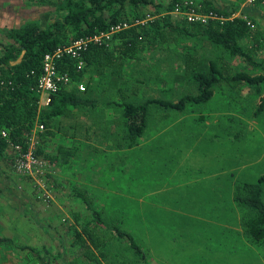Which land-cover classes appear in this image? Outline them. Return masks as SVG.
<instances>
[{"label":"rangeland","instance_id":"rangeland-1","mask_svg":"<svg viewBox=\"0 0 264 264\" xmlns=\"http://www.w3.org/2000/svg\"><path fill=\"white\" fill-rule=\"evenodd\" d=\"M152 1L160 7L147 5L143 8V16L164 14L167 0ZM210 1L219 8L234 6V9H241L240 14L251 22L252 27L246 26L238 45L253 62L264 66V0L243 6H240L242 0ZM50 10L51 6L42 0H0V42L4 41L8 27L25 21L34 22L40 13ZM154 10H158L157 14L152 13ZM170 16L172 24L182 20L178 15ZM170 38L166 33L165 39L158 41L154 48L144 47L135 58L126 60L115 84L109 72L105 70L95 78L91 68L84 70L78 83L65 86L72 89L80 84L83 87L79 92L81 95L100 100L116 99L133 104L145 98L175 101L182 95L197 93L195 83L177 77L183 71L185 51L217 62L224 61L232 72L250 75L261 72L260 67L252 66L244 55H232L228 50L204 41L201 36ZM86 71L89 72L82 77ZM240 89L236 92L226 86H216L209 100L187 105L178 114L164 107H149L145 130L166 126L168 135L174 133L170 143L181 147L180 153L175 152L179 165H170L160 176L157 175L158 163H149L146 168L148 157L144 151L139 155L141 166L133 170L132 180H127L124 175L127 167L123 161L116 163L115 170L109 168L112 169L109 171L104 166L97 170V159H102L97 155H87L80 152L79 147H74L70 149L71 154L59 156L57 146L65 147V143L53 138V133L48 138L43 131L36 134L40 149L38 156L44 163L41 173L30 177L18 172L13 162L0 161L3 235L10 237L16 246L29 245L39 249L40 254L45 248L48 254L44 260L48 264H92L82 258L74 261L71 253L73 230H78L80 224L90 219L81 193H75V188H78L82 190V196L88 198L90 207L101 211L100 215L106 222L117 216V207L111 205L117 201L124 210L123 218L119 220L120 227L135 236L144 254V264H264V237L256 240L245 236L239 224L240 210L230 197L226 198L234 184L243 181L253 183L264 174V109L254 113L259 97L264 95V87L259 93L252 87ZM119 108L121 110V106ZM76 109L79 114V108ZM167 110L168 116L160 119V114ZM66 119L68 122L70 118ZM57 125L60 127L59 122ZM161 139L158 135L157 145L161 144ZM188 140L201 142L193 144ZM6 152L11 153L9 148ZM53 156H57L56 161H49ZM155 159L158 160V156ZM86 162H91L89 169ZM193 162L197 167L192 165ZM177 167H183L182 173ZM112 174L116 179L110 180ZM160 182L168 183L172 194H184L181 196L184 202L196 199V196L187 197L188 192L199 191L200 194L205 184L214 186L216 197H219L216 203L209 202L207 196L202 198L205 203H187L189 209L182 208L185 203L176 202L173 197L160 193L148 195V192L159 188ZM194 182L199 184L198 191L196 186L178 187V184ZM262 199L264 201V191ZM135 207L150 216L149 222H145L149 225L142 226L134 221ZM176 210H191L199 214L200 219L177 218L173 215ZM101 251L103 264L137 262L132 251L115 238ZM0 264L36 262L25 250L0 246Z\"/></svg>","mask_w":264,"mask_h":264},{"label":"trees","instance_id":"trees-1","mask_svg":"<svg viewBox=\"0 0 264 264\" xmlns=\"http://www.w3.org/2000/svg\"><path fill=\"white\" fill-rule=\"evenodd\" d=\"M51 6L52 10L39 14L36 21H25L17 26L8 27L4 33V41L0 42V131L5 130L6 137L0 135V161L7 160L12 163L14 147L23 153L26 149V138L34 121L40 122L44 134H49V124L53 117L69 114V107L91 104L89 99L83 98L76 86L72 89L60 85L57 92L51 97L50 103L37 109V96L34 85L40 71V62L45 53L53 51L56 47L63 46L79 37L91 36L106 30L110 25L122 20H140L144 14L143 8L153 5L157 9L159 4L152 0H42ZM181 0H167L163 7L164 14L155 16L143 24H130L113 33L109 44L88 43L80 52L83 66L76 69L75 59L69 56L61 57L56 63L57 71L66 74L69 83H78L84 67L94 64L95 68L103 71L109 68L113 71L122 61L133 58L142 48L152 49L157 42L165 39L166 33L174 40L176 36L196 37L201 36L232 55H244L254 67H260L261 72L247 74L245 72H232L224 61L217 62L190 54L183 53L182 74L178 79H187L197 86L196 94L180 96L175 101L159 98H145L139 103L122 102L121 120L129 137H138L145 126L148 109L151 106L164 107L173 111H183L187 105L204 103L210 99L213 88L226 86L230 90L238 91L242 87H252L259 93L264 87V66L253 62L238 45V39L246 32V25L239 17L228 18L227 15L235 10L219 8L210 0H197V11H211L216 16L224 19H209L204 24L176 20L172 24L171 14L168 13ZM129 7L131 9H129ZM154 10L153 14H157ZM134 19V20H133ZM179 22V23H177ZM166 30H163V29ZM264 109V95L260 96L254 113ZM7 148L10 154H7ZM40 149L36 148L38 154ZM59 156L67 152L57 149ZM57 156L49 158L56 161ZM264 174L257 177L255 182H239L233 185L231 198L240 210L239 224L248 239L264 237ZM75 193H81L84 206L89 209L90 219L87 223L80 224L78 230H73L71 253L75 260L82 258L92 264H103L101 248L112 239L122 241L134 254L136 264H144V254L136 242L135 236L120 227L124 210L119 204L111 203L117 207V216L106 222L100 215V210L90 207L88 198L82 196V190L75 188ZM119 213V214H118ZM134 221L142 226L149 225V215L134 208ZM118 217V218H117ZM146 218V219H145ZM108 227V228H107ZM100 230L101 232H98ZM0 245L14 246L30 254L36 264H48L44 256L48 254L42 248L29 245H14L12 239L0 235ZM73 261V260H72Z\"/></svg>","mask_w":264,"mask_h":264},{"label":"crops","instance_id":"crops-1","mask_svg":"<svg viewBox=\"0 0 264 264\" xmlns=\"http://www.w3.org/2000/svg\"><path fill=\"white\" fill-rule=\"evenodd\" d=\"M110 42L112 41L108 40L107 43L109 44ZM135 56L133 58H135ZM133 58L124 59L122 61V64L119 65V67H117L115 71L109 68H106L103 71L106 70L107 72H109L110 76L112 77V83H114V81L115 80L117 81L120 77L119 71L123 63L126 60H131ZM91 68H93V74H94L93 76L95 78L98 77L97 75L99 73L103 72L96 69L94 64L86 65L84 67V70ZM88 72L89 71H86L82 75V77L86 75ZM115 90L121 91L118 90L117 88H115ZM81 96L83 98L89 99L92 103L86 105L71 106L69 107V111H70L69 114L58 115L53 117L48 127L49 134H46V137L48 138L53 133V138L58 139L61 143H65L64 145L66 146L65 147L62 146L61 148H63L67 152V154H71L70 149H74V147H79L80 152L84 151L85 154L87 155L88 154L97 155V158H102V159H97V166H98L97 170H99V166L102 167L104 166L105 169H108L109 171L112 170L109 168H113L115 170L116 163L120 164V162L123 161V163L127 167V173L124 174L127 180H132V176H133L132 173H134V171L141 166L142 161H141V157L139 156L141 151H144V153L148 157L146 162V168L148 167L149 163H158V168H157L158 176H160L161 173L166 172V170L169 168L170 165L172 164L179 165L175 152L177 150L180 153L181 147L177 148L174 143H170V141L173 139L174 133L172 132L173 134L171 136L168 135L167 134L168 127L161 126L159 123L160 126L158 125L159 126L158 130H155L156 128L152 130L149 129L148 131L145 130L147 125V118L149 117L148 115L146 117V123L142 133L138 137H133V138L129 137L126 131L124 130V126L121 120L122 108L121 110L119 108V106H121L120 104L124 101L120 102L119 100L116 99L100 100L93 96L89 98H87V96L84 95ZM76 108H79V114L76 112L77 111ZM176 112L178 114L183 111L180 112L176 111ZM168 113L169 111L167 110V112L160 114L159 118L162 119L168 116ZM171 113H175V111ZM147 114H149V109ZM59 116H62L63 118H60ZM58 117L60 118L59 121H57ZM67 117L70 118L68 122L66 119ZM57 122H59L60 127H58ZM63 129L64 131H62ZM61 132L63 134H61ZM158 135H161L162 138L160 145H157L156 143V138ZM188 141H191L193 144H198L201 142L200 140H195V141L188 140ZM58 148L60 147L57 146V149ZM157 156H158V160L155 159ZM89 163L91 162H86V167L88 169L90 168V166L88 167ZM192 165L197 167L195 162H193ZM182 168L183 167L181 168L177 167V169L181 171L180 173H182ZM172 172H174V170ZM205 178L206 177H204V179ZM114 179H116L115 174H112L110 180H114ZM153 185H156V183H154ZM127 186H131V185L127 184ZM191 186H196L197 187L196 191L199 190L198 182H194L193 184H189V183L178 184L179 188L181 187L185 188ZM170 189L171 188L168 183L160 182L159 188L151 192H148V195H156L160 193L167 196L168 198L173 197L175 198L176 202L185 203V205L187 203H196V202L205 203L206 202L205 199L202 198H206L207 196L209 197L208 199L209 202L216 203L217 198L219 197V196L216 197L215 187L214 186L210 187L209 184L204 185L203 191L200 194H198L199 191L197 193L188 192L187 197L196 196L197 198L187 202H184V200L181 197L184 196V194L179 195L177 192H175L176 194H172ZM231 192L232 190L230 191L229 194H227L226 198L230 197V199L232 200ZM182 208L189 209L188 205ZM180 211L183 212H179L178 210L173 211V215L181 219H194V220L200 219L198 217L199 214H197L196 212H193L191 210H180ZM0 220H1L0 235L3 236L2 213H0Z\"/></svg>","mask_w":264,"mask_h":264},{"label":"built area","instance_id":"built-area-1","mask_svg":"<svg viewBox=\"0 0 264 264\" xmlns=\"http://www.w3.org/2000/svg\"><path fill=\"white\" fill-rule=\"evenodd\" d=\"M257 0H242L241 5L244 4H254ZM196 2L192 0H181V2L174 5V7L168 13L178 15L182 20L186 22H196L199 24L206 23L209 19H218L222 21L224 17L216 16L214 12H199L197 11ZM241 9L237 8L231 11L227 17H239L241 18L245 25L252 27V24L246 17L240 14ZM153 17L145 14L140 20H122L118 23L110 25L106 30L101 31L97 34L85 37H79L69 43L56 47L53 51L45 53L42 56L40 62V71L37 76L34 91L37 96L36 106L37 109L47 106L51 97L57 92L60 85H67L70 81L66 74H60L57 71L56 63L63 56H69L75 59L74 66L78 70L83 66V62L80 58V52L84 50L88 43H107L111 39L113 33L117 32L121 28H125L130 24H143L147 20ZM134 20V19H133ZM77 90L82 91V85L78 84L76 86ZM44 129L43 125L34 121L30 132L26 138V149L23 153L16 151L17 147H14L13 165L18 172L24 173L30 177H33L41 173L43 169L42 158L36 153V148L38 144V133L42 132ZM2 137H6L5 130L0 131Z\"/></svg>","mask_w":264,"mask_h":264}]
</instances>
